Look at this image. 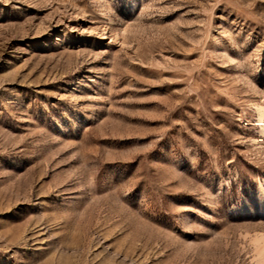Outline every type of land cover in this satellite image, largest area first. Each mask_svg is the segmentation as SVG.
Returning <instances> with one entry per match:
<instances>
[{
	"label": "rangeland",
	"instance_id": "obj_1",
	"mask_svg": "<svg viewBox=\"0 0 264 264\" xmlns=\"http://www.w3.org/2000/svg\"><path fill=\"white\" fill-rule=\"evenodd\" d=\"M130 5L0 0V264H264V0Z\"/></svg>",
	"mask_w": 264,
	"mask_h": 264
},
{
	"label": "bare ground",
	"instance_id": "obj_2",
	"mask_svg": "<svg viewBox=\"0 0 264 264\" xmlns=\"http://www.w3.org/2000/svg\"><path fill=\"white\" fill-rule=\"evenodd\" d=\"M136 4V0H131V5H130V8L133 7V5ZM131 10H133V8H131ZM132 11H129V14H131ZM264 117V115L262 114L261 115V118L260 120H262ZM264 207V206H263ZM241 213L242 214H249L251 213V207L249 205L245 206L242 210H241Z\"/></svg>",
	"mask_w": 264,
	"mask_h": 264
}]
</instances>
